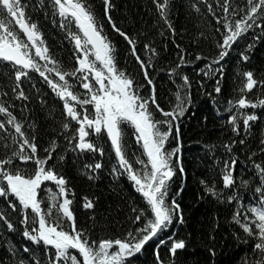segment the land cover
<instances>
[{"label": "trees", "instance_id": "1", "mask_svg": "<svg viewBox=\"0 0 264 264\" xmlns=\"http://www.w3.org/2000/svg\"><path fill=\"white\" fill-rule=\"evenodd\" d=\"M21 2L27 5L26 15L31 23L37 24L51 58L63 71H74L78 67L74 41L68 31L61 28V18L51 0ZM87 3L98 25L102 26L103 35L114 48L117 67L132 78L135 85H143L140 95L148 97L151 86L145 81L143 71L131 53L132 46L106 18L104 0H87ZM223 3L224 0H168L169 27L154 0H110L108 16L135 41L137 55L146 64L153 65L148 72L155 85L160 107L168 111L175 105L177 86L183 84L182 76H187L190 82L185 89V93L190 95V100L186 101L187 110L174 122L179 126V160L184 173L182 175L177 167L169 187V203L175 198L180 214L174 217L167 231L148 242L128 264H158L157 252L162 264H246L247 261L255 264L253 246L256 241L246 236L233 217L241 205L251 207L262 199L256 189L264 187V176L258 174L255 165L264 167V107L240 110L258 117L250 121L247 131L242 119L235 125L237 131H233L234 126L228 123L231 113L226 109L228 101L236 102L242 96L253 103L264 99V83H259L264 82V30L253 28L243 34L232 45L228 55L219 64L212 65L211 74L204 75L201 70L218 58L221 51L217 44L222 43L225 31L223 23L217 21L226 16ZM230 3L232 8L247 7V0H230ZM260 23L264 24V20ZM218 28L221 31H217ZM71 31L78 33L75 24L71 25ZM145 45L149 48L146 49ZM149 49H154L155 54ZM198 55L203 59L196 60ZM180 56H184L186 63L176 69L179 75L170 77L169 72L179 64ZM244 56L247 60L243 59ZM246 72L253 73L258 84L250 92H241L247 82L243 76ZM49 75L58 80L55 74ZM67 79L74 85L72 90L77 95L83 98L87 94V90L80 87L73 77ZM16 83L13 67L0 62V104L5 105L22 124L26 136L34 138L39 158L46 159L49 154L46 150H52V158L47 160L46 168L54 170L66 180L77 230L85 233L90 241L98 242L100 239H124L130 231L135 232L143 227V220L139 223L133 221L147 205L126 175L114 173V167H118L117 158L104 134L100 137L90 135V139L103 150V155L99 151L81 152L75 148L79 125L64 115L63 102L44 78L37 72H30L28 77H22L19 88L14 92ZM217 87L220 88L219 93L215 91ZM20 91L26 99H17ZM87 107L94 115L92 106ZM77 109L83 112L79 106ZM152 111L156 120L163 119L154 105ZM6 121V115L0 114V122L6 124L5 129L0 130V159L10 157L20 143L17 139V143L13 144L11 137L16 135L15 130ZM64 123L69 124L68 129L63 127ZM122 127L126 155L134 167L140 168L135 160L138 157L146 160V157L136 143L135 131L129 125ZM70 140L72 143H69ZM177 143L174 127L166 147L171 151L177 147ZM226 146H231V150ZM233 159L236 161L234 184L225 188L222 180L225 163L228 162L231 168ZM96 163L102 167H89ZM5 167L20 169L26 175H31L36 165L31 161L24 164L14 159L11 165ZM206 185L214 187L219 195H210ZM47 188L55 190L56 186L45 182L39 192L45 210L49 207L48 193L44 190ZM231 197L236 199L229 203ZM60 199L62 201L63 198ZM9 200L17 203V211L9 207ZM88 201L92 202L91 208L84 207ZM0 212L14 225L10 231L7 224L0 221V264H20L21 261L23 264H49L50 255L54 257V249L46 251L42 242L37 245L23 236L26 225L21 223L23 216L18 201L11 196L7 200L0 197ZM147 214L151 215L150 212ZM181 215L183 222H180ZM70 224L65 223L66 230L71 231ZM27 227L30 229L31 225ZM161 239L166 243L157 249ZM180 241L185 243V247L172 255L169 251L171 244ZM25 247L30 251L25 252Z\"/></svg>", "mask_w": 264, "mask_h": 264}, {"label": "snow or ice", "instance_id": "2", "mask_svg": "<svg viewBox=\"0 0 264 264\" xmlns=\"http://www.w3.org/2000/svg\"><path fill=\"white\" fill-rule=\"evenodd\" d=\"M154 2L165 23L171 27L167 20L168 0L163 2L154 0ZM51 3L61 18V28L68 31L69 37L74 41V55L79 66L72 72H66L51 58L48 48L44 46L37 24L30 22L25 11L27 5L21 0H0V62H8L13 67L17 82L14 92L19 88L22 77H28L30 72H37L44 78L63 102L66 116L79 125L76 130L78 135L76 149L81 152L99 151L103 155V150L90 139V135L95 134L96 137H100L106 133L117 158L118 167H114V173L126 175L147 205L146 209L139 211L133 221L139 223L143 220V227L137 228L135 232L130 231L124 239H100L98 242L90 241L85 233L77 230L70 208L73 201L68 198L67 182L54 170L46 168L47 160L52 158V150H46L49 153L46 159L39 158L34 138L29 139L26 136L22 131V124L3 104H0V114L6 115V123L14 128L16 134L11 137L12 142L16 144L19 139L20 143L10 157L0 159V197L7 200L11 196L18 201L19 210L23 216L21 223L26 225L23 231L25 238L37 245L42 242L46 251L49 248L54 249V257L50 255L49 264H128L131 258L142 252L148 242L157 239L167 231L174 217L180 214L175 198H172L169 203V187L177 167L182 175L184 173L178 156L181 150L179 126L174 122L184 116L187 110L186 101L190 100V95L185 93V89L190 86V82L187 76L181 77L183 84L177 86L176 103L170 110L165 111L157 102L155 85L148 72V68L153 65L146 64L137 55L135 41L121 31L108 16L110 0H104L105 15L113 29L132 46L131 53L140 65L145 81L151 86V94L148 97L140 95V88L143 85H135L134 80L117 67L114 48L103 35V28L98 25L87 0H51ZM222 7L226 16L217 22L223 23L225 34L222 43L217 44V47L221 49L218 58L201 70L206 76L211 74L213 64H219L228 55L239 37L253 28L264 30V24L260 23L264 20V0H247L246 9L232 8L230 0H224ZM241 13H243L242 16ZM237 16L240 18L234 19ZM230 19L231 22H229ZM72 24H75L78 33L71 31ZM17 27L24 38L16 31ZM217 31L221 29L218 28ZM145 48L148 49L149 46L145 45ZM149 50L155 54L154 49ZM200 59L203 57L198 55L196 60ZM243 59L247 60V57L244 56ZM40 61L44 63L41 64ZM179 61L176 68L169 72L170 77L179 75L176 69L186 63L184 56H180ZM49 74H55L58 80L50 78ZM243 76L246 77L247 82L242 86L241 92L252 91L258 81L253 78L251 72L243 73ZM68 77H73L79 82L80 87L87 90L83 98L72 90L74 85L69 82ZM215 91L219 93L220 88L217 87ZM26 98L22 91L17 95V99ZM89 105L94 109V115L90 114L87 107ZM153 105L163 119L154 118ZM77 106L83 110L82 113L78 111ZM248 107H264V99H258L253 103L242 96L236 102L228 101L226 111L231 113L228 123L234 126L233 131H237L235 125L240 119L243 120L246 131L250 127V121L258 119L255 114L240 111ZM234 108L237 111L233 112ZM123 125H129L134 129L136 143L142 148V155L146 157V160L139 157L135 160V164L140 165V168L134 167L133 162L126 155ZM5 127L6 124L0 122V130ZM63 127L68 129L69 124L64 123ZM174 127L178 143L177 147L169 151L166 145L172 137ZM69 143L72 141L70 140ZM240 143L243 144L244 141L241 140ZM226 147L229 151L231 150V146ZM14 159H19L24 164L34 162L36 165L34 174L26 175L20 169L6 168L5 165H11ZM235 164L234 159L231 161V168L228 167V162L225 163V171L222 175L225 188H230L234 184ZM89 167L100 169L102 165L96 163ZM255 167L258 174L264 176V167L261 165H255ZM120 169L123 171L120 172ZM45 182H53L56 186L55 190L44 189L48 193L47 210L42 208L43 201L39 199V192ZM206 188L210 195H219L214 187L206 185ZM256 192L262 199L257 205L251 207L241 205L234 214L233 221L242 228L248 238L256 241L253 246L255 264H264V187H257ZM60 198H63L62 201ZM235 199L236 197H231L228 202L232 203ZM8 205L12 211H17V203L9 200ZM84 207L91 208L92 202H86ZM133 211L137 210L133 209ZM148 212L151 213L150 216ZM0 221L7 224L8 230L14 229V225L3 212H0ZM66 222H71V231L65 229ZM180 222H183L182 215ZM28 225H31L30 229ZM165 243L166 241L161 239L157 249ZM184 247L183 241L173 242L169 251L175 255L178 249ZM24 251L30 250L25 247ZM157 260L158 264H162L159 261L158 252ZM20 264H23V261ZM246 264H253V262L247 261Z\"/></svg>", "mask_w": 264, "mask_h": 264}]
</instances>
